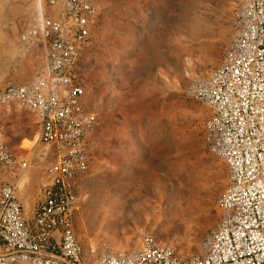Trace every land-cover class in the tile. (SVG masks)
I'll return each mask as SVG.
<instances>
[{
	"label": "rangeland",
	"instance_id": "1",
	"mask_svg": "<svg viewBox=\"0 0 264 264\" xmlns=\"http://www.w3.org/2000/svg\"><path fill=\"white\" fill-rule=\"evenodd\" d=\"M31 1L0 0V83L25 82L40 65L18 39ZM239 1L100 0L82 60L85 108L98 120L74 213L85 253L91 245L130 251L147 234L180 255L197 253L217 223L229 174L203 142L209 111L188 86L222 60ZM0 131L18 156L34 152L37 124L27 109L0 107ZM31 168L14 179L28 217L42 164Z\"/></svg>",
	"mask_w": 264,
	"mask_h": 264
},
{
	"label": "built area",
	"instance_id": "2",
	"mask_svg": "<svg viewBox=\"0 0 264 264\" xmlns=\"http://www.w3.org/2000/svg\"><path fill=\"white\" fill-rule=\"evenodd\" d=\"M36 3L18 39L40 65L25 82L0 83V107L19 105L37 124L27 157L14 153L0 131V264H264V0L239 1L222 60L188 86L209 111L203 142L229 174L217 223L199 240L198 252L188 255L153 234L130 251L91 245L84 252L74 213L98 120L85 108L82 60L96 36L100 0ZM39 163V190L28 217L14 179Z\"/></svg>",
	"mask_w": 264,
	"mask_h": 264
},
{
	"label": "crops",
	"instance_id": "3",
	"mask_svg": "<svg viewBox=\"0 0 264 264\" xmlns=\"http://www.w3.org/2000/svg\"><path fill=\"white\" fill-rule=\"evenodd\" d=\"M27 6H28V5H27ZM27 6H26V7H27ZM30 6H31V13H30L29 15L35 13L36 10H37V3H36V0H32L31 3H30ZM92 170H93V169H92ZM90 172H91V171H90ZM33 206H34V202H33ZM32 213H33V207H32V211H31V216H32Z\"/></svg>",
	"mask_w": 264,
	"mask_h": 264
},
{
	"label": "bare ground",
	"instance_id": "4",
	"mask_svg": "<svg viewBox=\"0 0 264 264\" xmlns=\"http://www.w3.org/2000/svg\"><path fill=\"white\" fill-rule=\"evenodd\" d=\"M35 141H36V139H35ZM35 141H34V144H35ZM21 184V183H20Z\"/></svg>",
	"mask_w": 264,
	"mask_h": 264
}]
</instances>
